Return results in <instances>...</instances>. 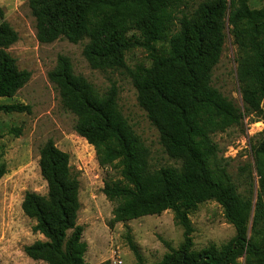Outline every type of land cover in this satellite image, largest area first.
<instances>
[{
    "label": "trees",
    "instance_id": "1",
    "mask_svg": "<svg viewBox=\"0 0 264 264\" xmlns=\"http://www.w3.org/2000/svg\"><path fill=\"white\" fill-rule=\"evenodd\" d=\"M29 6L40 42L86 38L82 52L93 68H122L126 52L135 48L149 60L128 74L139 106L179 167L150 168L147 150L120 112L114 89L99 94L72 73L64 57L50 73L64 106L76 116L75 131L94 147L98 164L120 165L121 179L106 181L102 188L108 199L118 200L112 222L172 210L183 241L177 249L167 244L169 251L157 264H238L240 257L246 264H264V139L254 149L261 190L253 203L237 191L211 137L243 116L211 81L227 32L238 49L244 113L264 120V5L250 8L247 0H29ZM17 38L7 22H0V99L14 96L30 77L6 50ZM27 109L0 103V113ZM38 164L47 191L26 192L21 208L44 239L25 245L24 252L46 264H86L87 244L76 223L79 179L69 156L49 139L39 150ZM5 172L1 164L0 177ZM207 200L220 204L235 236L220 249L192 251L188 214ZM131 248L136 264H145Z\"/></svg>",
    "mask_w": 264,
    "mask_h": 264
},
{
    "label": "rangeland",
    "instance_id": "2",
    "mask_svg": "<svg viewBox=\"0 0 264 264\" xmlns=\"http://www.w3.org/2000/svg\"><path fill=\"white\" fill-rule=\"evenodd\" d=\"M247 2L250 8L264 5L263 0ZM0 7L3 10L0 22H7L18 37L6 50L20 69L30 72L28 81L14 96L0 99V103L28 107L22 112L0 113V165L6 168L0 177V264H46L24 252L25 245L44 237L33 231L35 221L25 215L21 203L28 191L39 194L47 191L38 163L39 150L49 139L68 154L69 165L79 179L80 208L76 223L82 226V239L87 244L86 264H136L131 245L137 248L145 264L159 263L169 251L167 244L177 249L183 241V229L176 224L173 211L112 222L118 200L108 199L102 188L106 181L121 179L120 165L98 164L94 147L75 131L76 116L64 106L58 87L50 78L58 58L64 57L72 73L85 78L99 94L114 89L120 112L147 150L150 168L179 167L180 161L165 152L156 127L139 106L128 74L138 64H149L146 53L140 48L126 52L122 68H93L82 52L86 38L77 43L65 37L51 42L38 40L29 0H0ZM237 60V46L227 32L211 81L243 116L238 124L216 131L211 137L218 147L217 158L226 165L237 191L254 203L261 190L254 149L264 139V120L254 113H244ZM14 127L20 128L18 134L11 132ZM188 218L193 227L192 251L210 246L220 249L235 236L233 225L215 200L199 203ZM237 262L246 264L244 257Z\"/></svg>",
    "mask_w": 264,
    "mask_h": 264
}]
</instances>
